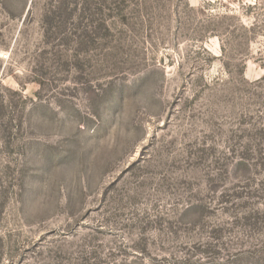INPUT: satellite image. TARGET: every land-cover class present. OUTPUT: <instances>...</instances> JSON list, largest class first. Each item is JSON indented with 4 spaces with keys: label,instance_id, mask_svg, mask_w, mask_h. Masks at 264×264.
Segmentation results:
<instances>
[{
    "label": "rangeland",
    "instance_id": "obj_1",
    "mask_svg": "<svg viewBox=\"0 0 264 264\" xmlns=\"http://www.w3.org/2000/svg\"><path fill=\"white\" fill-rule=\"evenodd\" d=\"M0 264H264V0H0Z\"/></svg>",
    "mask_w": 264,
    "mask_h": 264
}]
</instances>
